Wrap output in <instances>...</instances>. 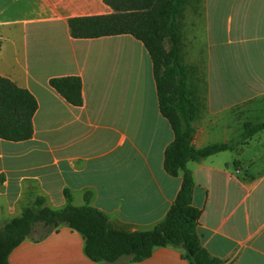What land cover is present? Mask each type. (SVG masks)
<instances>
[{
    "label": "crops",
    "instance_id": "crops-1",
    "mask_svg": "<svg viewBox=\"0 0 264 264\" xmlns=\"http://www.w3.org/2000/svg\"><path fill=\"white\" fill-rule=\"evenodd\" d=\"M110 12L103 0H0V76L37 102L31 138L0 139V226L36 198L63 209L68 191L71 206L84 205L88 194V204L113 226L145 231L174 201L181 177L163 170L173 133L159 112L142 43L130 35H69L67 19ZM179 28L184 54L198 53L196 41H203L206 69L191 60L213 77L191 144L228 142L243 121L264 114V0H199L185 7ZM68 76L81 80L80 106L48 84ZM226 152L232 156L187 163L192 205L201 210L200 244L222 264H264V130ZM82 249L80 235L60 226L25 239L8 264H101ZM182 254L155 248L148 259L127 264H186Z\"/></svg>",
    "mask_w": 264,
    "mask_h": 264
},
{
    "label": "trees",
    "instance_id": "trees-1",
    "mask_svg": "<svg viewBox=\"0 0 264 264\" xmlns=\"http://www.w3.org/2000/svg\"><path fill=\"white\" fill-rule=\"evenodd\" d=\"M103 2L111 10L109 14L67 19L69 35L74 39L130 35L142 43L151 60L159 112L173 133V140L163 152V170L171 177H181L180 188L164 218L145 231L113 226L101 211L88 204V194L84 205L73 207L69 192L64 191L66 206L58 211L50 210L41 198H36L33 207L24 208L19 216L0 226V264H8L9 254L31 238L37 227L45 230L41 239L57 232L60 226L80 235L83 254L95 263H138L148 259L155 248L173 247L182 249L186 264H222L200 244L197 227L201 210L192 205L194 180L187 163L234 150L264 130V121H247L234 139L195 149L191 141L201 104L188 84L194 68L181 62L179 19L187 5L199 0ZM48 84L68 104H82L79 77H54ZM36 109L37 102L30 92L0 76V139H30Z\"/></svg>",
    "mask_w": 264,
    "mask_h": 264
},
{
    "label": "rangeland",
    "instance_id": "rangeland-1",
    "mask_svg": "<svg viewBox=\"0 0 264 264\" xmlns=\"http://www.w3.org/2000/svg\"><path fill=\"white\" fill-rule=\"evenodd\" d=\"M196 43L198 44L199 48L202 47V49H199L198 53L196 51V53L194 55L192 53L190 55L193 57L194 62L196 64L203 65V62H206V57H204L205 54L204 53L202 54L203 41H196ZM184 46H183V44H181V51H182L181 52V62L187 68H191V69L194 68V71L191 72V74H190V78L188 80V84H189L190 90H192L194 96L197 98V101L201 104V106H203V102L205 101V98H206V96H204L205 95V90H206L205 85L207 86L208 82H210L209 79L213 80V77L209 78L208 71H202V70H200L201 66L199 67V66H196V65L193 64V62L191 60V56L187 55V54H184V52L186 51ZM203 67L206 69V63H204ZM206 76H207V79H206ZM257 107H259V105H257ZM258 110H259V108H258ZM258 115L261 116L259 120H248V121H250V122H261V121H264V114L260 113V111H258ZM245 122H247V121H243L242 122L241 129H242L243 123H245ZM220 131L224 132V128H220L218 130L219 134L221 133ZM261 131H263V130H261ZM222 138H223V136L220 137V139H218L217 141L221 140ZM228 139H230V137H228ZM221 155H224L223 157H226L227 155L229 157L232 156L230 154V152H226V151H225L224 154H221ZM29 207H33V203H31ZM44 231L45 230L42 227H37L35 229V233L31 237V239H33V240L39 239L43 235Z\"/></svg>",
    "mask_w": 264,
    "mask_h": 264
}]
</instances>
